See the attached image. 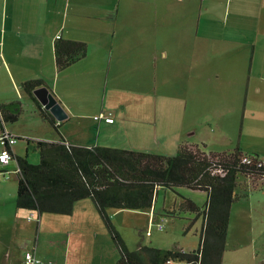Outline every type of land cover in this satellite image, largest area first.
<instances>
[{
  "label": "crops",
  "instance_id": "1",
  "mask_svg": "<svg viewBox=\"0 0 264 264\" xmlns=\"http://www.w3.org/2000/svg\"><path fill=\"white\" fill-rule=\"evenodd\" d=\"M217 9L207 0H0V71L4 73V79L0 77V104L21 103L18 120L5 127L27 144L64 141L83 147L169 155L160 150L168 141L167 132L161 130L164 123L148 114L149 110L156 113L160 104L144 98V88L170 91L173 87L188 88L192 80L199 82L208 57L213 58L208 39H212L209 30L216 25L213 13ZM256 13L263 18L252 30L257 36L264 34V4ZM9 17L11 21L6 24ZM58 39L85 43V57L58 71L54 53ZM256 51L253 45L252 57ZM33 79L45 83L43 86L67 114L62 122L54 119L56 128L42 117L37 103L22 89V83ZM96 93H102V98L98 108L92 107L91 118L103 112L113 122L93 119L97 129L92 140L83 137L86 126L80 119L88 116L78 110L87 107V100L95 104L90 98ZM172 124L176 125L175 121ZM201 144L185 142L176 150L188 146L206 154L228 153L209 151ZM238 147L245 154L263 158L250 147ZM11 151L18 156L14 145ZM232 212L233 205L227 239ZM172 249L191 250L183 246ZM22 254L15 253L9 263L24 264ZM97 257L86 264L100 263L95 261Z\"/></svg>",
  "mask_w": 264,
  "mask_h": 264
},
{
  "label": "rangeland",
  "instance_id": "2",
  "mask_svg": "<svg viewBox=\"0 0 264 264\" xmlns=\"http://www.w3.org/2000/svg\"><path fill=\"white\" fill-rule=\"evenodd\" d=\"M207 2L218 9L213 13L216 25L209 30L212 39H208L213 58L208 57L199 82L192 80L188 88L173 87L170 91L144 88L143 97L160 104L156 113L149 110L148 114L162 121L161 130L168 134V141L160 150L175 155L178 144L189 142L202 147V141L209 151L230 152L238 146L250 147L264 158V34L256 36L252 32L256 23L263 20L256 11L264 0ZM10 21L11 17L6 24ZM253 45L257 51L252 57ZM0 77L4 79L3 71ZM95 95L90 98L95 104L87 100V107L78 110L88 116L80 119L86 126L83 137L92 140L97 129L94 117L91 118L92 107H99L102 93ZM14 150L20 157L26 155L32 164L40 161L33 142L27 144L25 139H18ZM16 170L14 159L7 165L0 164V264H10L19 251L24 260L25 251L34 245L40 264H86L97 256L95 261H101L98 264L116 263L118 249L91 199L77 201L70 215L43 213L38 224L35 220L28 222L30 212L18 209L15 203ZM235 192L237 198L222 264H260L264 261V181L247 184L239 175ZM182 198L193 200L200 209L205 206L206 194L202 192L185 187H158L151 210H110L111 220L130 250L141 243L164 250L183 246L193 251L199 245L202 218L193 221V213L180 210ZM19 211L23 213L16 216ZM150 213L154 222L163 219L162 230L148 225Z\"/></svg>",
  "mask_w": 264,
  "mask_h": 264
},
{
  "label": "trees",
  "instance_id": "3",
  "mask_svg": "<svg viewBox=\"0 0 264 264\" xmlns=\"http://www.w3.org/2000/svg\"><path fill=\"white\" fill-rule=\"evenodd\" d=\"M54 53L60 71L84 58L86 45L58 39ZM43 85L42 80L33 79L22 83V89L37 103L42 117L56 128L54 117L41 108L32 94ZM0 111L1 133L2 120L5 125L18 120L21 103L0 104ZM36 145L38 164L30 163L26 155L13 156L11 151L17 166L16 207L33 211L37 217L43 213L70 215L77 201L91 199L118 249L115 264H222L230 211L237 198V178L240 175L259 180L264 173V168L256 167L254 158L251 165L241 162L246 154L239 147L228 153L206 154L199 148L179 146L175 155H163L114 147H83L64 141H39ZM218 170L225 175L214 173ZM158 187H185L206 194L203 209L188 198H182L179 204L180 210L193 213V221L202 218L198 248L164 250L141 244L134 250L127 248L109 211L151 209Z\"/></svg>",
  "mask_w": 264,
  "mask_h": 264
},
{
  "label": "built area",
  "instance_id": "4",
  "mask_svg": "<svg viewBox=\"0 0 264 264\" xmlns=\"http://www.w3.org/2000/svg\"><path fill=\"white\" fill-rule=\"evenodd\" d=\"M0 118L3 119L2 117V113L0 111ZM94 120L96 122H100V121H104L105 123H112L113 122V118L106 113L100 112L98 115L94 116ZM2 125L3 127V131L0 133V164L1 165H7L9 163V161L12 159V155H11V147L17 142L18 140V136L12 134L11 132H9L7 130V128L5 127V123L2 120ZM253 158L256 160L255 165L257 168H264V158L261 157H256L253 155H243L241 162L243 164L246 165H251L253 164ZM14 172H17L14 171ZM214 173H218L220 176H224L225 172H223L222 170H218L215 171ZM247 181V184H252V185H257L258 182H262L264 181V173L261 175L259 180H256L255 178H247L245 179ZM150 220L148 225H152L154 227H156V229L158 230H162L163 229V219L160 220V222H154L153 220V214L150 213ZM35 220V222L38 224V218H35V213L32 211L29 213V215L27 216V221H32ZM149 232H147L146 235H148ZM24 264H40V261L37 259L36 256V247L35 245L26 250L24 253V260H23Z\"/></svg>",
  "mask_w": 264,
  "mask_h": 264
},
{
  "label": "water",
  "instance_id": "5",
  "mask_svg": "<svg viewBox=\"0 0 264 264\" xmlns=\"http://www.w3.org/2000/svg\"><path fill=\"white\" fill-rule=\"evenodd\" d=\"M32 94L41 104V106L50 112L57 122H62L67 119V114L57 101L55 96L45 86H41L33 90Z\"/></svg>",
  "mask_w": 264,
  "mask_h": 264
}]
</instances>
